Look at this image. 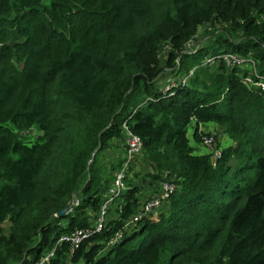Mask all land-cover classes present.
Segmentation results:
<instances>
[{
    "label": "trees",
    "instance_id": "trees-1",
    "mask_svg": "<svg viewBox=\"0 0 264 264\" xmlns=\"http://www.w3.org/2000/svg\"><path fill=\"white\" fill-rule=\"evenodd\" d=\"M203 27L222 35L187 52ZM226 52L259 76L202 65ZM248 75L264 78V0H0V264L54 249L49 264H264V88ZM126 121L176 191L107 245L145 200L128 174L102 231L58 243L99 217ZM211 123L231 141L216 162L198 152Z\"/></svg>",
    "mask_w": 264,
    "mask_h": 264
},
{
    "label": "built area",
    "instance_id": "built-area-1",
    "mask_svg": "<svg viewBox=\"0 0 264 264\" xmlns=\"http://www.w3.org/2000/svg\"><path fill=\"white\" fill-rule=\"evenodd\" d=\"M188 45L191 49H188ZM187 45V52H196L201 47L200 44L196 45L194 40ZM194 46V48L192 47ZM217 62H223L227 67H248L250 73L254 76H259L257 73V62L251 58L246 57L238 53L226 52L222 55L208 54L202 65H214ZM196 68H193L189 75L182 78L183 82H188L191 75H193ZM244 82L250 86H258L264 88V78L260 77L259 80H254L250 75L243 78ZM173 79H168L169 83H172ZM123 134L125 139L126 151L124 156V162L122 166L115 172L112 186L109 189L107 198L104 201L99 217L95 220L91 227L78 228L69 235L62 236L58 243L70 241L75 249L78 247L86 238L96 232H100L104 228L106 217L112 210L110 205L116 203L118 206V198L127 189V177L132 165L136 162L137 158L143 154L144 143L141 137L135 134L127 121L123 123ZM201 146L206 148L207 151L212 155L213 161L216 162L222 156V148L217 146V135L214 133L204 132L202 133ZM177 186L174 182L165 179L161 182L160 189L155 193L145 198L138 211L127 219L123 228L119 230L107 243V245L115 244L124 234V231L131 229L143 218L155 214L160 208L169 200L171 195L176 191ZM74 206L79 204L77 196L73 199ZM72 207V208H73ZM115 207V208H116ZM55 249L42 256L35 264H49L52 256L54 255Z\"/></svg>",
    "mask_w": 264,
    "mask_h": 264
},
{
    "label": "crops",
    "instance_id": "crops-1",
    "mask_svg": "<svg viewBox=\"0 0 264 264\" xmlns=\"http://www.w3.org/2000/svg\"><path fill=\"white\" fill-rule=\"evenodd\" d=\"M209 125H212V124H208L206 126H209ZM125 151H126V147H125V142L123 139L116 138L111 141V147L109 148L108 152H109V155L112 157V159L117 158V159H114V161H119L118 158L120 157H121L120 160H122L125 156ZM198 152L205 153L202 151V146L200 144H198ZM106 156L107 154H104V157ZM146 173L153 174L154 170L152 169L150 164L146 162V159L143 158V156L141 155L137 158L136 162L133 164V167L129 171V175H130L131 180H133V183L135 184H137L139 181H141V183L142 182L147 183L146 185L142 183L144 187L140 194L142 195L143 199L155 193L158 189H160V186H161V182L159 180L155 181V180L150 179L148 176L144 175Z\"/></svg>",
    "mask_w": 264,
    "mask_h": 264
},
{
    "label": "rangeland",
    "instance_id": "rangeland-1",
    "mask_svg": "<svg viewBox=\"0 0 264 264\" xmlns=\"http://www.w3.org/2000/svg\"><path fill=\"white\" fill-rule=\"evenodd\" d=\"M216 28H209V27H203V28H200L199 30V33L196 37V39L194 40L195 44L196 45H199L200 46H206V45H211V43H213V39H215L217 36H221V32H219V30H215ZM215 32H217L216 34H214ZM237 39V38H235ZM194 48V46H192ZM188 49H191L188 45ZM212 125H209V126H203V130H205V132H208V133H214L217 135V146L220 147V148H224V147H227V145L229 144L230 139L228 138L227 135H225L224 133H222V131L220 130V127H218V125H215L214 123H211ZM194 126H195V123L192 122L191 125H190V128H189V136L191 139L192 138V134H193V131H194ZM193 142V141H192ZM202 151L203 152H206V153H209V151H207L206 148L202 147ZM105 154H107L106 157H102L103 160L107 163V168L110 169V167L112 166V163L114 162V159H117V158H113L109 155V152L107 151ZM104 156V155H103ZM119 160L121 159L118 158ZM116 162V161H115ZM149 164V163H148ZM107 170L110 171V170ZM107 174V173H106ZM152 173H146L144 175L148 176L150 179L152 180H155V181H158L156 179H154L152 176H151ZM144 178V177H143ZM161 180V179H160ZM133 182V180H131ZM144 183V182H142ZM141 181H139L136 185H138L139 187H141V189H143V185H142ZM147 183L145 182L144 185H146ZM142 196V195H141ZM146 198V197H145ZM111 207V211L110 212H113L116 210V203H112L110 205ZM113 214L112 213H109L108 214V217H111Z\"/></svg>",
    "mask_w": 264,
    "mask_h": 264
},
{
    "label": "water",
    "instance_id": "water-1",
    "mask_svg": "<svg viewBox=\"0 0 264 264\" xmlns=\"http://www.w3.org/2000/svg\"><path fill=\"white\" fill-rule=\"evenodd\" d=\"M74 205L73 200L69 202V204L63 208L62 210H60L57 214L58 217H65L67 216V214L72 210V207Z\"/></svg>",
    "mask_w": 264,
    "mask_h": 264
}]
</instances>
